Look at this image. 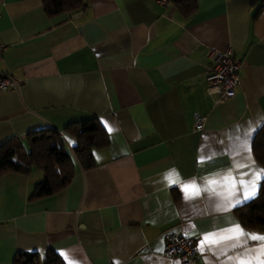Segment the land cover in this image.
Wrapping results in <instances>:
<instances>
[{"label": "crops", "instance_id": "crops-1", "mask_svg": "<svg viewBox=\"0 0 264 264\" xmlns=\"http://www.w3.org/2000/svg\"><path fill=\"white\" fill-rule=\"evenodd\" d=\"M85 4L78 17H48L41 0H0V74L18 81L0 90V144L52 128L73 155L63 129L90 117L108 137L94 166L74 160L58 193L29 198L43 178L35 167L0 176V264L24 252L43 264L49 249L64 264H174L162 254L169 233L195 241V264H261L264 241L206 238L236 226L264 236L234 213L264 179L252 151L264 124L262 0H196L188 17L171 0ZM226 47L240 81L215 104L208 53Z\"/></svg>", "mask_w": 264, "mask_h": 264}, {"label": "trees", "instance_id": "trees-1", "mask_svg": "<svg viewBox=\"0 0 264 264\" xmlns=\"http://www.w3.org/2000/svg\"><path fill=\"white\" fill-rule=\"evenodd\" d=\"M177 10L185 17L196 11V0H171ZM48 17L61 13L84 10L85 0H41ZM264 6L256 11V14ZM63 132L77 141L72 148L73 155L66 150L61 133L56 129L45 128L26 134L24 143L11 138L0 144V176L7 172L27 174L35 167L43 171L30 199L41 198L65 189L75 174L74 160L82 169L94 166L95 150L108 145V137L102 125L95 117L68 123ZM252 151L256 161L264 168V124L258 129ZM235 216L244 228L264 231V179L255 198L235 210ZM38 255L34 252L17 253L13 264H38ZM43 264H64L51 249L47 250Z\"/></svg>", "mask_w": 264, "mask_h": 264}, {"label": "built area", "instance_id": "built-area-1", "mask_svg": "<svg viewBox=\"0 0 264 264\" xmlns=\"http://www.w3.org/2000/svg\"><path fill=\"white\" fill-rule=\"evenodd\" d=\"M4 45L0 42V57ZM209 65L206 76V93L215 104L222 103L235 95L239 84V65L233 57L230 47L221 50H211L208 53ZM18 81L9 74H0V90L16 89ZM203 117H198L194 123V129L203 128ZM162 254L174 261V264H195L199 251L195 241L181 233H169L165 235V243Z\"/></svg>", "mask_w": 264, "mask_h": 264}, {"label": "snow or ice", "instance_id": "snow-or-ice-1", "mask_svg": "<svg viewBox=\"0 0 264 264\" xmlns=\"http://www.w3.org/2000/svg\"><path fill=\"white\" fill-rule=\"evenodd\" d=\"M168 179H169V181L171 183H175V181L173 180L172 176H169ZM212 183H216V182L212 181ZM183 190L186 193L196 194L195 190H194V186L184 185L183 186ZM189 198H191V196H189ZM229 233H231V234H224V235H222V236H220L218 238L215 237V236L206 238V241L210 242V243H217V242H220V241H223V240H239L240 236H246L248 239H251V240L264 241V236H261V235H258V234L244 233L243 230L239 228V226H236L233 229H230ZM233 246L235 247L236 245H233ZM261 254L264 255V248H262ZM66 259H67V257H66ZM69 264H71V261H69ZM240 264H246V262L244 260H241ZM247 264H251V262H247ZM261 264H264V261H261Z\"/></svg>", "mask_w": 264, "mask_h": 264}, {"label": "water", "instance_id": "water-1", "mask_svg": "<svg viewBox=\"0 0 264 264\" xmlns=\"http://www.w3.org/2000/svg\"><path fill=\"white\" fill-rule=\"evenodd\" d=\"M80 14H81V12H78V13L74 14L73 17H74V18H75V17H78Z\"/></svg>", "mask_w": 264, "mask_h": 264}]
</instances>
